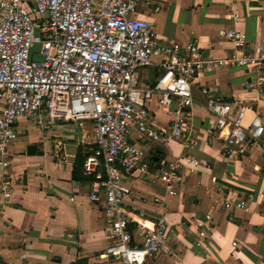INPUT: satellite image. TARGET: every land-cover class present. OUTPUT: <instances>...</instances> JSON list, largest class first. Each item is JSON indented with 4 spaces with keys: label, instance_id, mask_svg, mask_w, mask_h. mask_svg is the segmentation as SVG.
<instances>
[{
    "label": "built area",
    "instance_id": "built-area-1",
    "mask_svg": "<svg viewBox=\"0 0 264 264\" xmlns=\"http://www.w3.org/2000/svg\"><path fill=\"white\" fill-rule=\"evenodd\" d=\"M143 1L0 0V203L11 201L7 171L19 121L42 131L56 123L90 124L93 144L82 161V175L90 180L88 200L101 205L106 220L104 235L110 242L104 257L117 264H150L163 249L167 223L126 205L130 190L124 179L135 172L149 175L143 161L148 145L198 146L193 131H187L194 79L225 66L238 67L256 77L247 91L264 95L263 50L248 53L243 32H221L232 48L224 59L203 55L194 44L163 43L150 22L135 17ZM34 45L40 47L36 53L30 51ZM154 58L161 60L162 73L151 85L139 86L138 70L152 66ZM198 91L214 129L225 131L224 154L243 146L264 153L261 112L238 99L214 96L205 87ZM151 101L170 116L166 129L149 120ZM134 132L140 137L136 143ZM197 165L185 154L161 166L154 176L164 196L175 197ZM249 203L264 205V194L227 198L223 207L247 212Z\"/></svg>",
    "mask_w": 264,
    "mask_h": 264
},
{
    "label": "crops",
    "instance_id": "crops-1",
    "mask_svg": "<svg viewBox=\"0 0 264 264\" xmlns=\"http://www.w3.org/2000/svg\"><path fill=\"white\" fill-rule=\"evenodd\" d=\"M135 17L150 22L161 42L194 44L213 58L232 53L221 36L228 29L246 35L248 53L261 48L264 54V0H144ZM160 63L154 58L152 66L138 70L137 84L151 85L162 73ZM255 79L232 66L194 79L187 131H193L198 146L148 145L143 161L149 175L125 177L126 205L167 223L163 249L150 264H264V205L249 203L247 212L223 207L227 198L264 194V153L243 146L224 154L225 131L214 129L198 91L202 86L227 101L238 99L261 112L264 124V95L246 89ZM147 109L154 125L169 126L170 116L154 101ZM16 130L7 171L11 201L0 203V264H117L104 257L110 242L104 235L106 220L101 205L88 200L90 180L82 175V161L93 144L90 124L56 123L42 131L21 120ZM132 140H140L136 132ZM185 154L198 162L196 173L186 175L175 197H166L154 174ZM156 197L161 204L152 203Z\"/></svg>",
    "mask_w": 264,
    "mask_h": 264
},
{
    "label": "water",
    "instance_id": "water-1",
    "mask_svg": "<svg viewBox=\"0 0 264 264\" xmlns=\"http://www.w3.org/2000/svg\"><path fill=\"white\" fill-rule=\"evenodd\" d=\"M39 45H34L32 48H31V52L32 53H36V52H38L39 51ZM32 60L33 61H35V62H41L42 61V58H40V57H32ZM32 152H33V147L32 146H29L28 148H27V155H31L32 154Z\"/></svg>",
    "mask_w": 264,
    "mask_h": 264
},
{
    "label": "trees",
    "instance_id": "trees-1",
    "mask_svg": "<svg viewBox=\"0 0 264 264\" xmlns=\"http://www.w3.org/2000/svg\"><path fill=\"white\" fill-rule=\"evenodd\" d=\"M80 180H83V179H80ZM84 180H85V178H84Z\"/></svg>",
    "mask_w": 264,
    "mask_h": 264
}]
</instances>
